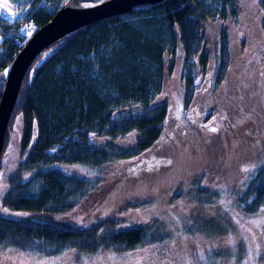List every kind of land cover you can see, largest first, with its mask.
Wrapping results in <instances>:
<instances>
[{
	"label": "trees",
	"instance_id": "16d2710c",
	"mask_svg": "<svg viewBox=\"0 0 264 264\" xmlns=\"http://www.w3.org/2000/svg\"><path fill=\"white\" fill-rule=\"evenodd\" d=\"M38 1L22 19L0 17V96L19 50L66 0ZM25 20L33 31L30 25L20 29ZM16 116L18 161L0 208L43 219L0 214L4 246L59 256L71 249L92 253L99 245L129 251L146 244L143 227L116 231L109 219L87 227L54 221L102 184L99 175L73 167L95 174L105 169L106 200L118 187L180 163L185 177L170 197L211 206L232 190L231 170L224 169L241 152L231 167L247 165L249 175L229 196L240 211L255 214L264 208V0H165L73 30L29 65L6 134ZM129 137L130 147L118 146ZM260 143L261 150L244 156L245 147ZM203 181L216 191L210 200ZM146 203L147 197L135 205Z\"/></svg>",
	"mask_w": 264,
	"mask_h": 264
},
{
	"label": "rangeland",
	"instance_id": "374dc122",
	"mask_svg": "<svg viewBox=\"0 0 264 264\" xmlns=\"http://www.w3.org/2000/svg\"><path fill=\"white\" fill-rule=\"evenodd\" d=\"M31 3L32 0H0V17L9 22H14L16 15L18 19H22L30 13V9L32 11ZM40 4L41 0L36 6ZM28 25L33 31L32 23ZM1 40L0 35V42ZM231 48L233 53L234 46ZM20 131V116H16L11 130L5 133L7 141L0 161V196L7 188L8 173L18 161ZM262 137L263 135L259 138L261 141ZM101 144L102 140L95 141L97 148ZM131 145L130 137L118 142V146L122 148ZM261 145L245 147L247 149L244 150V156H252L256 150L262 149ZM210 156L212 152L207 161ZM242 157L241 152H238L223 168L226 172L231 170L226 173V178L231 179L228 183L232 190L216 201L213 200L211 206H203L200 202H191L185 198L173 200L170 197L172 190H178V180L185 177L183 164L180 163L163 170V174L153 177L145 175L132 185L118 187L117 192H110L106 200L101 197L108 194L110 177L104 176L107 171L104 169L102 173L95 174L93 170L73 167V171L83 172L84 176L93 178L99 175L102 184L78 209L54 221L87 227L109 219L114 222L116 231L143 227L147 232L146 244L129 251L104 248L99 245L98 235L96 241L99 246L96 251L89 253L71 249L59 256H43L0 244V264H264V208L248 215L240 211L233 202V197H230L249 175L247 165L237 164L238 169L231 167H235L236 161H240ZM181 161L186 160L181 157ZM109 170L113 171L114 166ZM192 175H197V172L191 175L187 173L186 180H190ZM212 181L213 178L210 179ZM202 186L209 189V184L205 181ZM215 192L214 189H209L205 200H210L207 198L211 194L215 195ZM160 193L166 197L160 196ZM146 197L148 203L135 205ZM9 215L14 218L43 219L39 215L20 212H9Z\"/></svg>",
	"mask_w": 264,
	"mask_h": 264
},
{
	"label": "water",
	"instance_id": "95a60500",
	"mask_svg": "<svg viewBox=\"0 0 264 264\" xmlns=\"http://www.w3.org/2000/svg\"><path fill=\"white\" fill-rule=\"evenodd\" d=\"M165 0H66L52 18L37 28L10 64L0 96V155L7 125L23 77L33 59L50 44L82 26ZM84 4H88L84 6ZM0 214L9 212L0 208Z\"/></svg>",
	"mask_w": 264,
	"mask_h": 264
},
{
	"label": "built area",
	"instance_id": "2783aa9c",
	"mask_svg": "<svg viewBox=\"0 0 264 264\" xmlns=\"http://www.w3.org/2000/svg\"><path fill=\"white\" fill-rule=\"evenodd\" d=\"M20 25H21L20 26L21 27L20 29H29V25L27 24V21L26 20L24 22H22ZM14 37H15V34H12L10 36V39H14Z\"/></svg>",
	"mask_w": 264,
	"mask_h": 264
},
{
	"label": "crops",
	"instance_id": "0c3cea01",
	"mask_svg": "<svg viewBox=\"0 0 264 264\" xmlns=\"http://www.w3.org/2000/svg\"><path fill=\"white\" fill-rule=\"evenodd\" d=\"M8 4V3H7Z\"/></svg>",
	"mask_w": 264,
	"mask_h": 264
}]
</instances>
